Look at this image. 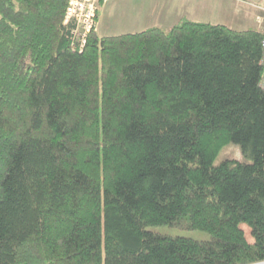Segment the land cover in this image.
I'll use <instances>...</instances> for the list:
<instances>
[{"label": "trees", "instance_id": "trees-1", "mask_svg": "<svg viewBox=\"0 0 264 264\" xmlns=\"http://www.w3.org/2000/svg\"><path fill=\"white\" fill-rule=\"evenodd\" d=\"M69 2L0 0V264H264L262 32L183 17L79 50ZM230 143L249 161L214 165Z\"/></svg>", "mask_w": 264, "mask_h": 264}, {"label": "rangeland", "instance_id": "rangeland-1", "mask_svg": "<svg viewBox=\"0 0 264 264\" xmlns=\"http://www.w3.org/2000/svg\"><path fill=\"white\" fill-rule=\"evenodd\" d=\"M183 17L191 21L225 24L233 29L248 27L263 30L264 0H106L98 9L97 30L100 37L137 33L157 26L169 30ZM262 20L261 26L258 22ZM226 160L245 159L237 144L224 146L214 165ZM245 236L252 242L249 228L242 225ZM154 233L207 240L209 234L200 230H185L170 226L146 228Z\"/></svg>", "mask_w": 264, "mask_h": 264}, {"label": "built area", "instance_id": "built-area-1", "mask_svg": "<svg viewBox=\"0 0 264 264\" xmlns=\"http://www.w3.org/2000/svg\"><path fill=\"white\" fill-rule=\"evenodd\" d=\"M106 0H70L66 10L64 25L68 27L67 36L72 45L81 50L91 32L97 30V13L102 2ZM262 20L258 22L261 26ZM262 39V73L260 86L264 90V27Z\"/></svg>", "mask_w": 264, "mask_h": 264}]
</instances>
